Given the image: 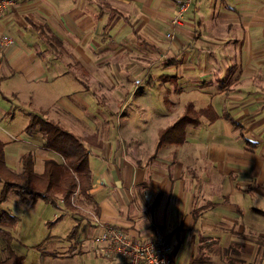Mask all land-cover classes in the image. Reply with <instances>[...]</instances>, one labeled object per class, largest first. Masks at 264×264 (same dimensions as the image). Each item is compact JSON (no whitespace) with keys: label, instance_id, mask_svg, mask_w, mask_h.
I'll return each instance as SVG.
<instances>
[{"label":"crops","instance_id":"1","mask_svg":"<svg viewBox=\"0 0 264 264\" xmlns=\"http://www.w3.org/2000/svg\"><path fill=\"white\" fill-rule=\"evenodd\" d=\"M178 1L14 0L0 20V29L17 42L0 49V88L3 82L16 84L10 93L1 88L11 101L0 93V128L19 112L28 116L38 111L85 138L93 171L91 194L99 212L84 208L87 214L78 219L88 225L77 236L84 231L92 238L98 222L109 220L135 238L165 236L177 264H264V215L259 212L264 211V0H193L170 38ZM31 21L48 23L60 37L58 55L45 51L46 38L31 28ZM147 47L159 52L157 63L163 69L165 58L179 59L168 68L186 82V91L208 95L202 100L193 99L194 94L186 103L197 109L212 104L220 116L212 121L203 116L200 123L186 125L182 141L157 148L158 140L147 146L131 132L120 135L99 110L105 104L103 93L89 85L80 95L47 107L28 110L17 103L28 104L32 96L23 100L20 90H31L36 82L61 74L77 78L75 70L97 77L98 64L111 57L121 72L129 68L124 63L134 64L129 53L135 48L142 52L135 66L143 76L140 58ZM109 75L119 79L117 72ZM152 76L155 81L160 77ZM181 90L172 95L170 113L174 110L166 126L184 110L186 103L179 111L176 107ZM10 105L14 113L8 117ZM9 134L0 138L7 142L6 161L14 169L26 150L35 151L38 167L57 157L41 141H28L35 133L20 131L18 140ZM104 256L106 264H124Z\"/></svg>","mask_w":264,"mask_h":264},{"label":"rangeland","instance_id":"2","mask_svg":"<svg viewBox=\"0 0 264 264\" xmlns=\"http://www.w3.org/2000/svg\"><path fill=\"white\" fill-rule=\"evenodd\" d=\"M43 18L35 16L38 21H43ZM0 31L7 33L1 29ZM39 36L42 35L39 34ZM13 39L14 43L12 45L17 44L16 39L14 37ZM12 45L2 46L0 49H6ZM142 51H145L143 54L145 58L140 59H144V70L146 72L143 76V71L138 70V66H135L137 56L142 52L135 48L129 53L130 57L134 58V64L130 62L131 64L125 66L124 63V67L130 69L127 68L119 72L117 70L118 66L114 64L117 63V59L111 57L107 64L105 62L98 64L97 68L101 72L97 77L93 73L87 75L80 70H75L77 78L73 75L61 74L56 80L49 79L46 83L36 82L32 85L31 90L29 88L20 90L19 96L23 100L26 97L28 99L29 95L32 96L28 104L23 105L24 102L19 101L17 103H21L28 110H33V107L38 108L39 106L47 107L55 102L60 103L63 97L71 96L74 98V96L80 95L78 91L89 85L87 87L90 89L97 90V93L100 91L103 93L105 104L99 105V110L103 111L104 117L112 122V126L116 131H119L120 135L131 132L145 140L147 146L153 145L158 140L157 132L159 128L166 127L170 122L171 114L173 115L174 108L170 113L171 105L169 103L175 101V97H172L174 92L182 89L176 105L179 111L181 106L186 103L185 99L193 98L197 91H186L185 89L188 88L186 82L170 75L174 68L170 69L165 66L166 69H163L160 67L162 65L157 63L159 59L157 50L147 47ZM167 59L165 58V60ZM104 72H107L108 75ZM109 72H117L119 79L112 80L113 77L109 75ZM154 73L155 75H162L155 81L152 76ZM148 74H151L153 78L152 85L147 84L146 79L143 82L141 80L138 85L135 84L136 78H140L139 76L143 78L146 76L147 78ZM15 85V81H11V83L3 82L1 88L4 92L10 93L12 89L15 90L13 88ZM209 86V84L206 85V90H209ZM186 94H189V97ZM205 96L208 95L201 93L198 96L196 94L193 99L202 97L203 100ZM164 97H167V99L164 100ZM97 99L100 100L101 98ZM113 112L114 114H112ZM179 113L182 114L181 111ZM27 120L29 121V117L25 113L19 112L15 119H7L2 122L0 134L2 133L3 137L5 136L8 139L10 137L9 133H13L15 135L12 140L21 139L19 133L27 126ZM114 135L117 136V132L114 131ZM28 141L31 143L36 142L37 145L40 141L42 142V137L35 133ZM23 144L24 146H32L29 143ZM1 188L2 183L0 182V191ZM84 208V206H80L78 211L69 212L70 214L54 222L56 215H60L63 210L47 201L39 199L34 203L24 202L14 194H10L5 201L0 203V209H6L19 217L16 227L12 229L13 239L11 245L17 253L24 256L23 264H106L105 254H99L93 249V236L90 238L88 233L84 231L78 236H68L74 224L79 223L82 228L88 225L84 219V222H82V218L77 220L80 215L87 214ZM101 221L108 222L109 220ZM115 225L119 227L117 224ZM5 244V239L0 237V257L3 256L2 249Z\"/></svg>","mask_w":264,"mask_h":264},{"label":"trees","instance_id":"3","mask_svg":"<svg viewBox=\"0 0 264 264\" xmlns=\"http://www.w3.org/2000/svg\"><path fill=\"white\" fill-rule=\"evenodd\" d=\"M30 26L46 38L48 47L45 51H52L58 55L63 41L50 29L48 23L31 21ZM144 43L146 46L149 45L148 42ZM178 61L176 57H171L165 60L164 65L171 66ZM139 77L142 82L146 79L147 84H153L151 75L148 74L147 78ZM2 79L0 77V81ZM0 93L4 99L11 101L1 88ZM12 95L16 97V93ZM13 113L14 108L10 105L6 115L10 117ZM28 116L29 121L23 132L28 136L39 133L42 136V147L54 152L57 157L44 159L42 166L38 167L35 151L26 150L20 156V167L14 169L6 161L7 142L0 138V182L2 183L0 203L10 194H14L24 202L34 203L39 199L47 201L63 210L60 215H56L54 222L78 211L80 206H92L94 212L98 213V203L91 194L93 171L89 162L90 148L85 138L64 127L60 121L48 118L45 112H30ZM203 116L212 121L220 115L212 104L197 109L192 102H187L182 114L172 124L159 130L157 148L165 142L182 141L186 125L200 123ZM259 212L264 215L263 210L259 209ZM73 217L77 218L75 215ZM18 221V216L6 209H0V237L6 242L2 249L0 264H23L24 256L17 253L11 245L12 229L16 227ZM79 229V223L74 224L68 236H77ZM197 260H201L200 257Z\"/></svg>","mask_w":264,"mask_h":264},{"label":"built area","instance_id":"4","mask_svg":"<svg viewBox=\"0 0 264 264\" xmlns=\"http://www.w3.org/2000/svg\"><path fill=\"white\" fill-rule=\"evenodd\" d=\"M192 2L193 0L178 1L176 13L170 21L172 28L167 33L168 37H173L174 27L181 24ZM13 3L14 0H0V20L8 6ZM13 43L12 36L0 31V47ZM140 83L141 78H136L135 84ZM92 242L97 253L120 257L124 264H177L172 254V245L165 236L135 238L110 221L98 222V230L93 235Z\"/></svg>","mask_w":264,"mask_h":264}]
</instances>
